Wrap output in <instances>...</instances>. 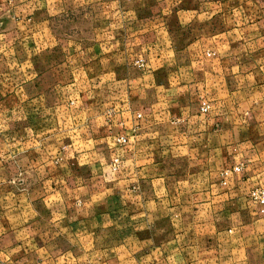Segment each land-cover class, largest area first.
Listing matches in <instances>:
<instances>
[{"label": "rangeland", "instance_id": "1", "mask_svg": "<svg viewBox=\"0 0 264 264\" xmlns=\"http://www.w3.org/2000/svg\"><path fill=\"white\" fill-rule=\"evenodd\" d=\"M147 79L150 105L264 106V0H0V183L43 173L54 200L64 150L89 157L74 163L80 219L35 264H264L263 238L185 208L190 194L169 229L146 224L136 186L121 190L131 144L114 109L137 106Z\"/></svg>", "mask_w": 264, "mask_h": 264}, {"label": "crops", "instance_id": "2", "mask_svg": "<svg viewBox=\"0 0 264 264\" xmlns=\"http://www.w3.org/2000/svg\"><path fill=\"white\" fill-rule=\"evenodd\" d=\"M153 83L147 79L137 90V106L122 102L119 109L114 107L119 129H124L131 144L122 156L121 190L138 188L137 208L152 211L140 215L151 218L148 225L164 220L169 229L175 226L169 213L178 201L184 202L176 199L184 193L190 194L185 208L208 210L217 224L233 233L247 228L257 240L264 239V215L258 214L254 198L264 192V106H209L207 114H201L200 106L150 105L143 97L146 85L154 88ZM69 151L66 157L64 150L59 160L64 162L62 178L68 184L58 187L60 194L54 200L53 186L43 182V173L37 184L25 189L0 183V264H35V256L48 255L43 251L49 240L61 239L66 226L71 228L80 219L73 194L79 191L77 170L81 169L74 163L89 157ZM233 167L239 170L227 174L223 183L220 172ZM160 194L168 197L162 201L171 208H162L165 216L159 213Z\"/></svg>", "mask_w": 264, "mask_h": 264}, {"label": "built area", "instance_id": "3", "mask_svg": "<svg viewBox=\"0 0 264 264\" xmlns=\"http://www.w3.org/2000/svg\"><path fill=\"white\" fill-rule=\"evenodd\" d=\"M200 111H201V112H206V111H207V106H201ZM234 170H235V171H238V168H234ZM224 174L226 175L227 173L225 172ZM255 197H256V199H258V203H259L261 206H263V205H264V198H263V196H261L260 194H258V195H256ZM263 211H264V210H263V208H262V209H261V212H263Z\"/></svg>", "mask_w": 264, "mask_h": 264}]
</instances>
